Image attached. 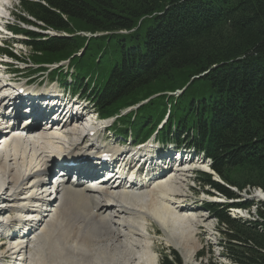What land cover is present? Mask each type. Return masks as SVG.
Masks as SVG:
<instances>
[{
	"label": "trees",
	"instance_id": "1",
	"mask_svg": "<svg viewBox=\"0 0 264 264\" xmlns=\"http://www.w3.org/2000/svg\"><path fill=\"white\" fill-rule=\"evenodd\" d=\"M21 9L67 36H28L25 44L36 63L70 59L74 71L57 78L92 102L101 117L118 113L151 97L136 110L160 109L136 119H120L121 131L145 140L169 113L157 138L202 152L224 183L239 191L264 193V0H20ZM24 21H29L20 16ZM70 28L75 30L69 31ZM83 33L91 36L83 35ZM97 39L99 42H95ZM83 51L81 52V50ZM77 53H79L77 55ZM110 55L104 80L91 72ZM45 56L47 62L36 61ZM39 69H43L40 67ZM181 90L177 96L165 92ZM134 116V118H133ZM228 198L239 194L199 173ZM248 188V190H247ZM204 203L219 223L227 243L228 264H264V202ZM231 205V206H230ZM257 209L256 217H231L227 207ZM160 264H182L163 255Z\"/></svg>",
	"mask_w": 264,
	"mask_h": 264
},
{
	"label": "bare ground",
	"instance_id": "2",
	"mask_svg": "<svg viewBox=\"0 0 264 264\" xmlns=\"http://www.w3.org/2000/svg\"><path fill=\"white\" fill-rule=\"evenodd\" d=\"M10 2L0 0V30H4L1 19L8 14L5 6ZM19 103L14 100L13 118L20 113ZM92 120L88 116L85 123L89 125ZM61 125L59 129H40L18 122L14 128H7L0 123V214L4 216L0 215V220L11 222L14 216L5 217L10 213L18 219L13 230L9 224L0 223L4 237L13 231L8 241L0 237V245H5L13 257L11 264H159L153 237L147 230L151 220L164 232L165 241L181 248L185 259L191 260L199 246V225H208V218L197 213L198 202L178 204L185 198L183 192L189 179L188 171L180 165L160 167L153 163L154 170L136 178L128 188L82 193L80 187L61 184L62 188L55 192L53 210L45 209L51 193L27 187L28 174L40 169L41 163L36 164L34 156L66 154L62 147L72 144L70 138L77 137L87 126L68 122ZM97 180L89 181L92 187H96ZM255 191L253 196L264 200L262 190ZM117 237H122L119 239L123 243L114 239Z\"/></svg>",
	"mask_w": 264,
	"mask_h": 264
},
{
	"label": "rangeland",
	"instance_id": "3",
	"mask_svg": "<svg viewBox=\"0 0 264 264\" xmlns=\"http://www.w3.org/2000/svg\"><path fill=\"white\" fill-rule=\"evenodd\" d=\"M12 1H13V3H12ZM19 1L20 0H16V1L11 0V2L9 3L10 5L12 3V6L14 8V9H11L12 14L15 16L16 19H19L20 16H23V17L33 21V18L30 17L25 11H23L21 9ZM9 4H7L5 6L6 9H8V5ZM6 12H8V10H6ZM1 20H2V24H3L4 23L3 22L4 19L2 18ZM20 20H22V19H20ZM24 23L26 24V23H29V22L25 21ZM73 30H75V29L74 28H70L69 29V31H73ZM59 34H64V32L62 33V31H61ZM94 41L95 42H99L97 39H95ZM20 54L22 55L23 59H27L28 63L26 64V66L31 65V64H29V61H28V59H29L31 62H33L30 59V57L32 55L30 48L28 46H26L24 48V51L20 52ZM78 54L79 53H77V55ZM109 58H110V55L107 54V55L104 56L103 60H101L100 63L92 64V66H91V72H94V73L99 75L98 82L104 80L106 74H108V72H109V70L111 68L110 65H106L105 64L106 60H108ZM35 59H36V61H40V62H45V61L47 62L48 61V60H46L45 56H42L41 58L36 57ZM72 62L74 64L76 62V59L74 61H72ZM63 69L64 70L68 69L66 64H64ZM73 70H74V68L71 67V66L68 69V71H70V72L73 71ZM56 72L57 71L54 69V72H53L54 76L56 75ZM44 74L45 75L43 76L42 80L46 79L48 81V85H51V80L52 79L56 80V79L52 78L53 76H52L51 73H48L46 71V72H44ZM21 76L23 78H19V79L17 78V80H19L20 82H22V80H24V78H27V77H30V76L32 77V81H34V82L35 81H39V80L41 81V77H39L40 74H33L28 69H24V71L21 72ZM63 76H64V74H63V72H61L60 77H63ZM67 79L69 80V78H67ZM44 83H45V80H44ZM27 85H28L29 88H31V87L34 88L35 87L34 84H30L29 83ZM176 95H177V93H176ZM30 99H31V97H30ZM21 100H23V99H21ZM32 109H33V106H30L28 108V112H30ZM150 113L152 115V119L153 120H156L161 115L160 114V109H159V107H157L156 103L154 104V106L152 108H145V109L143 108V109H141L140 113L136 115V119L138 120L139 117L141 116V114H144V115L147 116ZM24 119H27V117H25ZM84 120L86 122L87 118H84ZM88 120H91V118L88 119ZM159 121H160V119H159ZM159 121L157 123V126H159V124H160ZM81 126H83V125H81ZM162 145L163 144L160 145V148L162 147ZM61 146H62V144H61ZM58 147H60V146H58ZM164 148L165 149H163V150H165V151L168 150L169 152H172V150H175V149H173L174 148L173 144H167V146L164 147ZM175 151H176V154H174V155H176V156H177V154H179L180 151H181L182 154H184V157H186V156L187 157L188 156H193L194 157L195 156L194 154H191V153H190L191 154L190 155L188 153L190 151L187 152V150H185L183 148H176ZM194 158H195V160L199 159V158H196V156ZM192 163L194 165H199V166L200 165H204L205 166L209 162H207V161H196V162L192 161ZM171 170H172V167H171ZM171 170L167 171L168 172L167 175L171 172ZM187 174L189 176V179L186 181L185 184L189 185V184L194 183L196 188H197L193 192L194 195H191L192 196L191 200L202 198L201 193H200L201 190H202V184L198 180L199 179L198 178L199 174L197 172H193V173L189 172ZM170 175L171 174H169L167 177L169 178ZM191 176H193V177H191ZM236 190L238 191V193L236 191H234V192L239 194V198H235V199H237L238 202H255V203H258L257 206H259V201H261V200L259 198L253 196V193H254L253 190L251 192L239 191L238 189H236ZM247 190H248V188H247ZM22 192H24V191L23 190L19 191V193H22ZM197 210H198L197 211L198 214H203V215H205L208 218V225L204 226L203 228H199V232H200V234L198 236L199 246L197 248V252H196L195 256L191 260H188V259L186 260L185 259V257L183 256V253L181 251V248L176 247L173 244L167 243L165 241L164 232L161 230V228L155 222H153L152 220L149 221L148 226H147V230L151 233V236L153 237V247L155 248V250H156V252L158 254L157 256H158L159 264H160L161 257L163 255H165V254L169 255L171 258H173L174 256L179 257L181 259L182 264H228V263H230L228 258L222 255V253L225 252V246L224 245H226V246L228 245L227 243L222 245L226 241V237L222 233V230H224V229H220L219 228L220 225H219V223H217V221H215L214 215L211 212H207L206 210H204V209H202L200 207L197 208ZM44 212H45L44 214H47L46 210ZM241 214L244 215V217H242L244 219H253V217H256L257 209H255V207H252L250 210H247V212L242 211ZM0 215L2 216V218L4 217L3 214H0ZM234 215L239 216L237 213H234V212L230 213V216H234ZM25 224H27V223H25ZM213 225H214L215 229H212V231H211L210 228H211V226L213 227ZM212 232H214V233H212ZM117 238H114V239L117 240V242H118V240H120L119 241L120 244L123 243V241H122L123 239H119V238H122V237H117ZM103 240H104V242L107 241L106 238H104ZM52 244H53V242H51V245ZM49 248H52V246L49 247ZM8 249H9V246H8ZM7 254H10V253L8 252ZM14 260H16V259H14ZM21 260L23 261L24 259H21ZM22 261H20V262H22ZM7 264H9V262H7Z\"/></svg>",
	"mask_w": 264,
	"mask_h": 264
},
{
	"label": "water",
	"instance_id": "4",
	"mask_svg": "<svg viewBox=\"0 0 264 264\" xmlns=\"http://www.w3.org/2000/svg\"><path fill=\"white\" fill-rule=\"evenodd\" d=\"M261 190V189H260ZM264 194V193H263Z\"/></svg>",
	"mask_w": 264,
	"mask_h": 264
}]
</instances>
